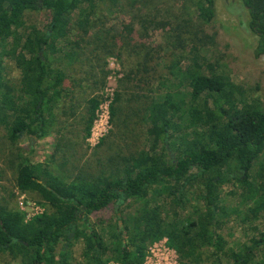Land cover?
<instances>
[{
  "label": "trees",
  "instance_id": "1",
  "mask_svg": "<svg viewBox=\"0 0 264 264\" xmlns=\"http://www.w3.org/2000/svg\"><path fill=\"white\" fill-rule=\"evenodd\" d=\"M235 1L243 9L236 16L240 26L257 38L254 57L262 59L264 0ZM215 2L184 1L164 15L151 0H0L2 141L11 152L17 149L10 161L17 189L37 195L44 208L27 219L19 207L0 203V253L19 264H74L71 246L82 238L86 260L78 264H143L149 244L166 239L179 264H253L259 259L264 234L229 249L220 234L230 219L247 226L245 235L259 231L255 223L264 214V169L260 182L250 179L264 155V106L242 86L230 87L227 78L209 71L193 51L209 37ZM41 10L50 14L47 31L30 26L14 35L27 14ZM113 12L132 15L135 29L108 28ZM158 30L165 33L158 47L139 42ZM126 54L136 55L135 67L120 78L109 104L121 144L103 138L97 148L106 144V151L91 163L74 159L69 152L78 143L61 136L52 155L59 161L58 176L33 163L18 148L22 138L61 133L58 115L79 121L85 141L92 136L102 99L86 96L85 90H103L112 74L108 59ZM6 57H14L21 73L18 90L10 94ZM69 70L80 77L71 78ZM154 85L153 101L125 100L127 90L142 93ZM139 128H145L144 145L138 144ZM223 184L239 189V204L221 200ZM196 185L203 186L201 205L192 211L187 200ZM156 188L163 195L152 203ZM129 201L141 203L142 222L130 224L122 212L124 231L109 239L90 226L93 214Z\"/></svg>",
  "mask_w": 264,
  "mask_h": 264
},
{
  "label": "rangeland",
  "instance_id": "2",
  "mask_svg": "<svg viewBox=\"0 0 264 264\" xmlns=\"http://www.w3.org/2000/svg\"><path fill=\"white\" fill-rule=\"evenodd\" d=\"M153 5H156L161 11L160 13L167 15L169 12L177 11L184 1L190 0H151ZM118 5V4H117ZM241 12H240V11ZM216 16L213 20V25L209 27V37L204 39L201 43H197L193 51L198 52L202 60L207 64L209 71L217 73L220 77H225L229 80L230 87L242 86L245 88L249 96L258 99L264 106V58L256 59L254 57V50L257 45V38L251 33L242 29L236 18L238 13H242L243 9L235 0H216L215 2ZM245 13V11H244ZM108 28H113L115 31L127 29V33L130 29L134 30V21L132 15L126 13H112L108 14ZM50 14L47 10H41L27 14L24 22L19 25L15 30V36L22 32L24 27H36L40 33L48 30L50 24ZM165 33L161 30L156 32L151 31L149 38L141 40L142 44L146 48L158 47L163 42ZM134 39L138 40L137 37ZM139 42L135 43L138 44ZM186 46L187 44L184 43ZM136 55H123L121 59L116 57L108 59V66L112 71V74L107 80L105 88L102 90L92 91L91 89L85 90L86 96L98 95L102 99V103L97 113V121L95 122L92 130V136L86 141L84 140V132L79 121H75L72 117L67 118L64 114L58 115L59 129L61 133L51 134L44 139H38L33 134L24 136L20 142L21 148L25 150L33 163L42 164L43 168L49 171L51 174L58 176L57 168L59 167V161L54 162L52 155L55 148L60 141L61 136L65 139H70V143H78V146L74 151H70L69 154L76 160H87L93 163L96 159L95 155H103L106 151V144L101 148H97L99 142L106 138L111 143H120V139L117 138L118 129L110 123L108 115V106L111 103L114 93L119 88L118 81L126 73L133 70L136 63ZM4 65L7 71V86L6 93L10 94L18 90L20 82V70L16 67L14 57H6ZM76 70V68H75ZM75 70H69L67 73L71 78L80 77V74ZM146 75L148 69H146ZM168 73V72H166ZM78 74V75H76ZM169 75V73H168ZM132 89V85H128ZM134 89V88H133ZM132 89V90H133ZM157 85L146 87L142 93L125 92V100L128 101L134 97H138L140 100L153 101L156 94ZM134 102V101H133ZM133 102L126 103L127 106H133ZM65 105V104H63ZM128 108V107H125ZM83 112V110H82ZM62 127L64 129H62ZM147 129V126H146ZM141 132L139 145H144V130L138 129ZM113 132V133H111ZM3 130H0V203L4 201L10 202L12 207H19L26 213L27 219L44 211L42 205L38 202V196L35 194H23L21 193L15 183L14 171L11 169L10 161L14 159L13 154L17 153V149H13L12 152L9 148H5ZM134 140V138H132ZM129 143H133L129 142ZM121 144V143H120ZM116 148H114L115 150ZM104 152V153H103ZM60 157V156H59ZM84 158V159H83ZM264 169V155H261L254 170L252 172L251 181L260 182L262 170ZM254 181V183H255ZM201 186L196 185L192 187V194L189 195L187 200L189 208L193 211L195 207L200 206V191ZM203 187V186H202ZM238 188L231 184H223L219 190L221 200L227 204H239L240 198L238 194ZM163 193L156 188L150 196V201L155 202V199L160 198ZM122 212L127 215L128 222H142L144 217V211L141 203L137 201H129L123 206L116 204L111 205L108 209L95 213L90 217V226L95 231L101 234L105 239L113 237L117 231H124V223L122 221ZM262 215V216H261ZM258 218L255 226L259 231L249 232L245 235V229L247 226L241 224L238 220L230 219L225 221L220 234L222 238L227 242V249L237 242H247L253 236L260 238L264 234V214H261ZM80 234V233H79ZM79 238V235H78ZM78 241L73 242L71 249L73 252L74 264L85 263L86 257L84 256V243L83 239L79 238ZM253 264L264 263V250L262 249L259 254V259L253 260ZM19 260L15 257L0 253V264H19ZM180 258L176 251L171 249L166 239L160 240L156 243L149 244L147 248V256L143 264H179ZM116 264V263H111Z\"/></svg>",
  "mask_w": 264,
  "mask_h": 264
},
{
  "label": "built area",
  "instance_id": "3",
  "mask_svg": "<svg viewBox=\"0 0 264 264\" xmlns=\"http://www.w3.org/2000/svg\"><path fill=\"white\" fill-rule=\"evenodd\" d=\"M108 115H109V106H108ZM97 121V120H96ZM167 241V240H166Z\"/></svg>",
  "mask_w": 264,
  "mask_h": 264
}]
</instances>
